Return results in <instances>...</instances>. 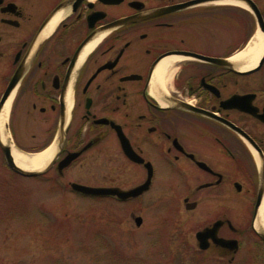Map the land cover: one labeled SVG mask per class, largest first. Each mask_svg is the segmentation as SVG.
I'll return each mask as SVG.
<instances>
[{
  "label": "flooded vegetation",
  "instance_id": "af4514ba",
  "mask_svg": "<svg viewBox=\"0 0 264 264\" xmlns=\"http://www.w3.org/2000/svg\"><path fill=\"white\" fill-rule=\"evenodd\" d=\"M234 1L0 0V166L111 204L109 249L150 247L110 264H264V48L236 56L264 0ZM48 147L43 173L7 163Z\"/></svg>",
  "mask_w": 264,
  "mask_h": 264
},
{
  "label": "rangeland",
  "instance_id": "374dc122",
  "mask_svg": "<svg viewBox=\"0 0 264 264\" xmlns=\"http://www.w3.org/2000/svg\"><path fill=\"white\" fill-rule=\"evenodd\" d=\"M96 169L84 165L73 173L88 180L93 173H101ZM0 175H7L0 179V264H110L108 258L115 253L118 262L128 263L150 247L128 241L115 251L109 249L105 233L110 225L105 216L112 205L105 200L70 198L52 191L49 184L12 175L3 166ZM112 229L119 238L118 226L113 224ZM173 248L178 263L185 264L191 247Z\"/></svg>",
  "mask_w": 264,
  "mask_h": 264
},
{
  "label": "bare ground",
  "instance_id": "6f19581e",
  "mask_svg": "<svg viewBox=\"0 0 264 264\" xmlns=\"http://www.w3.org/2000/svg\"><path fill=\"white\" fill-rule=\"evenodd\" d=\"M226 3H235L234 0H224ZM264 48V39L262 35L257 32L256 35L247 43V45L238 53L236 56H239L244 63L242 68H247L250 65L254 64L258 56ZM7 108L8 102L5 104V108L0 116V124L6 121L7 118ZM52 154V147H48L45 150L40 152L33 153L31 155H26L18 150H12V155L16 164L25 169H40L43 167L44 163L49 159Z\"/></svg>",
  "mask_w": 264,
  "mask_h": 264
},
{
  "label": "water",
  "instance_id": "95a60500",
  "mask_svg": "<svg viewBox=\"0 0 264 264\" xmlns=\"http://www.w3.org/2000/svg\"><path fill=\"white\" fill-rule=\"evenodd\" d=\"M257 24H258V29L264 30V23L260 17H258V23ZM5 152H6V159H7L8 165L10 166V168L12 170H14L15 172H17L19 174H22L25 176H33V175L43 173L46 170V167H42L40 169H35V170L22 168L21 166L16 164V162L14 161V158L12 157V155H10V152L7 149H5ZM73 186H74V188H76L82 192L89 193V194H106L108 192H114V193H117L121 197H125L126 194L131 193V191L126 192V191H121V190H117V189H109V188H105V187L104 188H95V187H89V186L81 185V184H73ZM136 190L137 189H135L132 192H135Z\"/></svg>",
  "mask_w": 264,
  "mask_h": 264
}]
</instances>
